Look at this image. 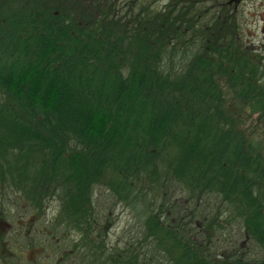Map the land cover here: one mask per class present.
<instances>
[{"label":"trees","instance_id":"obj_1","mask_svg":"<svg viewBox=\"0 0 264 264\" xmlns=\"http://www.w3.org/2000/svg\"><path fill=\"white\" fill-rule=\"evenodd\" d=\"M109 1L0 0V190L37 208L64 189L55 223L80 238L56 264H264V148L245 121L264 132V52L230 0ZM97 185L134 214L122 245Z\"/></svg>","mask_w":264,"mask_h":264},{"label":"rangeland","instance_id":"obj_2","mask_svg":"<svg viewBox=\"0 0 264 264\" xmlns=\"http://www.w3.org/2000/svg\"><path fill=\"white\" fill-rule=\"evenodd\" d=\"M163 1L166 0H161L159 3L162 4ZM211 3L212 1H209L207 4ZM153 6L158 7V5ZM235 21L241 38L256 50L264 52V0H242L236 6ZM245 121L248 124L247 130L252 133V138L264 148L261 118L253 114L252 117L247 116ZM5 187L8 188V186ZM172 187L175 188L173 185ZM63 193L64 189H61L57 195L48 194L43 203L36 208L25 199L20 190L13 188L0 190L2 214L6 219L0 222L2 234L6 235L10 244L17 240L24 250L30 243L35 244L36 251L38 250L34 259L33 254L25 250L23 263L55 264L62 257L69 261L75 257L73 244L80 238L79 233L74 230L68 231L64 225L55 223L60 215ZM93 203L99 223L106 228L108 244L122 245L129 237H135L137 222L134 214L126 205L115 200L104 185L95 186ZM228 232L229 235L225 234L224 237L237 239L236 243L244 238L236 222L230 226ZM224 240L226 241V238ZM228 243H230L229 240ZM66 255L69 256L66 258Z\"/></svg>","mask_w":264,"mask_h":264},{"label":"flooded vegetation","instance_id":"obj_3","mask_svg":"<svg viewBox=\"0 0 264 264\" xmlns=\"http://www.w3.org/2000/svg\"><path fill=\"white\" fill-rule=\"evenodd\" d=\"M101 3L105 4L106 6L110 3L109 0H99ZM123 2L124 4H129L131 3V5L133 4H139V2L141 3H147L149 2L150 5H158V7L160 8L162 5H164V1L163 3H159L161 2V0H112V2H116V6H114V11L116 14L118 13H124L125 11L129 12V10H131V8L125 9L119 6L120 2ZM167 1V0H166ZM165 1V2H166ZM242 0H230V3H234V6L236 7L238 5V3H240ZM103 5V7L105 6ZM109 8V7H107ZM133 9L136 8L132 7ZM133 11V10H132ZM244 41V39H243ZM2 200V198L0 197V201ZM2 204H0V222H2L5 219V215L2 214L3 210H2ZM8 223V221H6ZM1 225V224H0ZM22 249V250H21ZM36 246L35 244H32L31 246L27 247L25 250L28 253H32L33 254V259L37 256L38 250L36 251ZM25 250L23 249V247L19 244V242L17 240L13 241V244H10L6 235L2 234L1 229H0V264H40V263H36V262H27V263H23L22 262V258L24 257V253ZM35 255V256H34ZM56 264V263H55Z\"/></svg>","mask_w":264,"mask_h":264}]
</instances>
